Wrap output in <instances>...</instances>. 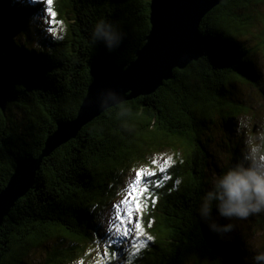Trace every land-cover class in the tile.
<instances>
[{
    "label": "trees",
    "instance_id": "1",
    "mask_svg": "<svg viewBox=\"0 0 264 264\" xmlns=\"http://www.w3.org/2000/svg\"><path fill=\"white\" fill-rule=\"evenodd\" d=\"M50 2L67 32L52 38L49 50L32 51L14 34L35 26L46 1L0 0V84L8 100L5 115L0 112V191L16 161L39 158L57 124L75 119L92 81L91 64L128 65L151 29V0ZM99 18L118 22L126 34L111 53L90 42ZM199 31L197 61L174 69L154 93L106 109L42 158L33 187L0 226V264H90L85 249L105 242L109 259L95 264H114V258L119 264H251L248 233L234 228L217 237L194 209L224 154L239 156V119H256L250 115L256 111L262 118L253 130L264 124V0H223L201 19ZM238 84L259 93L256 107L240 97ZM221 129L227 133L222 145L216 141ZM164 152L171 161L154 166ZM142 168H151L160 183L141 196L136 237L147 244L125 250L126 243L110 240L102 213L124 179ZM249 218L264 248V215Z\"/></svg>",
    "mask_w": 264,
    "mask_h": 264
},
{
    "label": "water",
    "instance_id": "2",
    "mask_svg": "<svg viewBox=\"0 0 264 264\" xmlns=\"http://www.w3.org/2000/svg\"><path fill=\"white\" fill-rule=\"evenodd\" d=\"M223 0H151V29L145 44L135 51V60L118 67L94 62L90 67L92 81L74 120L58 123L45 141L39 158L15 162V169L0 191V226L15 202L33 187L42 158L76 137L78 131L105 110L98 106L119 104L154 93L164 81L172 79L174 69H184L201 56L203 44L199 31L201 19ZM8 100L0 84V112L5 115Z\"/></svg>",
    "mask_w": 264,
    "mask_h": 264
},
{
    "label": "clouds",
    "instance_id": "3",
    "mask_svg": "<svg viewBox=\"0 0 264 264\" xmlns=\"http://www.w3.org/2000/svg\"><path fill=\"white\" fill-rule=\"evenodd\" d=\"M43 31L48 36L51 29ZM62 32L66 34V27L62 28ZM125 35L118 22L99 18L91 28L89 39L93 45L102 44L106 52L111 53L120 47ZM24 40L30 45L35 43L32 51L40 47L38 42L29 39V33L24 34ZM119 104L123 105V99ZM113 107L117 105L102 102L98 109ZM237 133H243L239 156L224 154L220 171L210 174L194 209L195 218L205 223L208 231L217 237L233 231L234 225L230 221L264 215V124L253 130V124L245 120L238 126ZM180 183L177 179L176 184ZM217 220L229 222L218 223ZM251 251V264H264V248L253 247ZM248 259L245 257L246 262Z\"/></svg>",
    "mask_w": 264,
    "mask_h": 264
},
{
    "label": "rangeland",
    "instance_id": "4",
    "mask_svg": "<svg viewBox=\"0 0 264 264\" xmlns=\"http://www.w3.org/2000/svg\"><path fill=\"white\" fill-rule=\"evenodd\" d=\"M30 1V0H28ZM36 1L39 0H31V3H36ZM46 1V9L44 11V14L42 18H38V20L35 23V26L29 27V30L27 33H29V39L38 42L40 47L37 48V50H49L50 45L49 42H51L52 38H56L62 34V28L63 25L61 23L56 22L55 15L56 12L53 10V6L51 5L50 0ZM53 4V3H52ZM48 29H51V32L48 36L45 35L44 31H47ZM14 37L19 42H23L24 40V33L22 32H15ZM30 45V44H29ZM31 47H35V43L30 45ZM261 67V65H259ZM238 94L240 97L246 101L249 105H256L261 101V97L259 93L243 84H238ZM258 109V108H257ZM256 113V114H253ZM250 115H255L256 119L251 118L250 116L244 117L239 119V123L248 120L253 124V127L256 123H261V114L259 112H253ZM224 131L219 132L217 135V142L219 141V144L222 145L224 141V136H227V133ZM221 135V136H220ZM221 138V139H220ZM226 153V152H224ZM228 153V152H227ZM171 153L164 152L162 155L155 159L156 165L154 166H161L164 167L167 162H170V156ZM224 159V156L222 157ZM137 171H140L142 174V177H149L150 175V169L142 168L138 169ZM135 170V172H137ZM135 172L128 178L124 179L121 188H119V191L116 195V198L113 200L110 207L105 210L102 213V217L105 218L104 225L106 228L107 234L111 237L110 240L115 241V245H119L126 243L125 250L133 248V250H140L144 248L145 244L147 242L142 239H138L136 237L139 233H141V228L139 230L136 229V224H139L138 218H139V211L141 208H143V203L141 201V196L143 194H146V192L141 191H134L133 189H148L150 191L151 187H155L158 185L159 179L156 180V178H153V181L149 184H143L140 182H137L135 179ZM135 197V199H133ZM133 217L135 219V223L132 222ZM124 221H128L127 224L124 223ZM252 220L248 218V220H233L232 222L237 224L234 225V228H239L242 233H248L247 235H243L244 241L246 242L247 250H249L250 254H252V248L253 247H259L260 240L262 238V233L260 229H257V226L251 225L252 223H249ZM249 223V224H248ZM126 229H131V237L126 235ZM120 238V239H118ZM128 239V240H127ZM263 240V239H262ZM110 242V241H109ZM140 245V247H139ZM139 248V249H137ZM107 245L106 242L101 243L96 249L92 250L89 248H86L84 251V254L87 255L86 258L93 259L90 264H95L96 261L101 260H107L109 258H106L108 253L107 252ZM115 262L114 264H119V259L114 258ZM76 264H86V262H77Z\"/></svg>",
    "mask_w": 264,
    "mask_h": 264
},
{
    "label": "snow or ice",
    "instance_id": "5",
    "mask_svg": "<svg viewBox=\"0 0 264 264\" xmlns=\"http://www.w3.org/2000/svg\"><path fill=\"white\" fill-rule=\"evenodd\" d=\"M162 172L164 171L163 169L161 170ZM156 177V174L155 173H151L149 177L145 178V177H142V174L140 171H137L135 172V179L137 182H140V183H143V184H149L153 181V178ZM159 186V185H157ZM134 191H141V192H147L148 189L144 188V189H133ZM133 199H135V197H133ZM154 202V201H153ZM133 223H135V219L133 217V220H132ZM125 224L128 223V221H124ZM140 228V225L139 224H136V229L139 230ZM131 229H126V235L131 237ZM148 239L150 240L151 237H148Z\"/></svg>",
    "mask_w": 264,
    "mask_h": 264
}]
</instances>
